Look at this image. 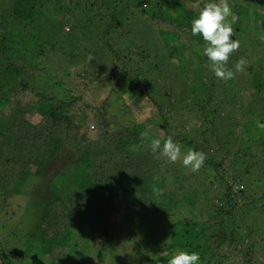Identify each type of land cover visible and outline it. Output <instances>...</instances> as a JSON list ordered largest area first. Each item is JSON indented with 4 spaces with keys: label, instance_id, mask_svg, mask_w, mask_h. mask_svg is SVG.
Segmentation results:
<instances>
[{
    "label": "trees",
    "instance_id": "trees-1",
    "mask_svg": "<svg viewBox=\"0 0 264 264\" xmlns=\"http://www.w3.org/2000/svg\"><path fill=\"white\" fill-rule=\"evenodd\" d=\"M228 2L232 8L228 19L234 21V38L240 46L226 65L235 75L225 81L207 67L206 42L190 32V20L203 1L189 6L182 0H0V207L8 205L12 194L30 196L32 186L62 156L57 174L82 191L93 210L107 207L108 201L133 208L138 202L170 217L167 239L157 245L138 244L128 252L127 264H166L177 250L199 253V264H264V230L255 232L247 222L248 214L257 209L256 198L252 188L237 186L243 176L251 186L261 184L249 159L264 163V0ZM59 10L65 15L55 17ZM40 19L53 22L54 30L59 27L55 22L62 19L73 24L74 30L67 34L74 49L68 54L62 47L58 51L61 56H81L93 69L72 73L64 67L65 76L79 80L81 88L99 90L94 117L99 110L114 108L110 127H97L93 136H85L80 116L84 112L72 110L80 96L47 74L42 63L45 50L53 51L55 45L47 47L27 31ZM139 28L154 35L161 52L147 51L136 37ZM15 39L25 43L16 45ZM165 54L169 59L162 61ZM190 56L196 58L193 64L187 61ZM240 57L247 63L236 72ZM237 78L247 85L242 93L236 90ZM125 98L150 101L156 114L149 121L159 132L146 130ZM234 110L245 117L236 120L238 130L227 121ZM34 112L39 115L36 121L31 117ZM144 132L162 141L172 136L185 152L202 151L203 165L193 172L183 166L182 157L173 163L158 151L153 153L142 138ZM224 167L230 170L228 175L222 173ZM23 186L25 193L20 190ZM40 195L36 193L41 202ZM42 203L24 235L23 253L32 255L35 264H42L45 251L53 258L65 253L68 258V251L78 244L91 247L85 237L70 244L76 216L63 198L51 192ZM29 206L32 202L20 210ZM80 219L86 234L96 231L106 245L114 240L109 228L90 231L83 226L86 220ZM7 236L12 244L0 243V264L21 260L13 239L23 235Z\"/></svg>",
    "mask_w": 264,
    "mask_h": 264
},
{
    "label": "rangeland",
    "instance_id": "rangeland-1",
    "mask_svg": "<svg viewBox=\"0 0 264 264\" xmlns=\"http://www.w3.org/2000/svg\"><path fill=\"white\" fill-rule=\"evenodd\" d=\"M138 1L139 0H132V2L135 3ZM199 1L206 2V0H182V2H184V5L189 6H196ZM64 15L65 13L63 12V10H59L55 13V17H62ZM78 20L79 19H73V23H78ZM127 22L129 23L130 28L135 25L133 20L131 19ZM55 23L59 26L57 30L53 29V22L40 19L36 23L30 25L27 28V31L33 36L38 35L40 37V43L45 44L47 47L55 45V50H45V55L43 56L42 63L48 69L47 74L53 76L55 80L64 81L63 83L65 86L71 87L75 91V93L80 96V98L75 102L72 110L77 114H79L81 110L84 112L83 115H80L84 120L81 129L84 132L85 136L91 137L95 134L97 127H100L101 129L111 126L110 120L115 112V109L109 108L108 111L99 110V113H97V115L94 117V108L97 105V96L99 94V90L97 88L89 87L81 88V83L79 80L74 79L73 76H65L64 67L70 68L68 70L72 73L77 72L78 70L81 72H90L93 67L92 65H90L91 63H87V60H81V56H77L74 58L71 56H65L70 51H72L71 49H74L75 42H73L74 40H71L67 34L69 29L74 30L72 28L73 24L65 19H62L61 22L59 21ZM47 25H50L51 30L44 29V27ZM125 27L123 28L124 32L127 31V28ZM80 28L84 27L81 26ZM46 31H48V33ZM79 35L82 36L81 32H78V37H80ZM136 37L139 42H142L143 46H146L147 51L154 54L159 53V51L161 52L160 46L154 39V35H149V31H141V29L139 28V34ZM14 43H17L16 45L23 46L25 42L15 39ZM58 47H62L60 50L63 51V53L65 52L66 54L61 56V51H58ZM39 58L37 57L35 58V60H39ZM90 59H92L90 61L93 63V65L97 63L93 57H91ZM166 59L167 54L162 57V61H165ZM187 61L193 64V62H196V58H194V56H190ZM66 62H68V64ZM166 68H169L168 64ZM205 70L208 71V68H206ZM235 85L238 93H242L245 86H247L244 82L240 81V78L236 79ZM130 94H133V92ZM133 99L137 100V98L135 97ZM125 101L129 104L130 111L135 119L144 122L146 130L149 131L154 127L149 119L154 117L156 111L150 101H146L145 98H142L139 101L125 98ZM178 109L179 111L185 110L180 109V107H178ZM31 117L32 121H36L39 118V115L38 113L34 112ZM75 118L77 119L76 114ZM239 119L245 120V117L243 119L242 117L238 116L237 110H234L231 113V116H227V121L237 130L239 129ZM175 121L177 124L180 122L177 119H175ZM106 122L107 124L105 125ZM185 125H191V123L185 122ZM152 130H157V132H159L158 129ZM182 150L183 149H181V153L183 154L180 157H183V155L186 153ZM247 156L249 157L250 153H248ZM61 158L62 156H58L55 160H53V163L50 164L51 167L47 170V174H45L44 178L40 179L32 186L30 196H15L14 194H12L8 198V205H3L2 207H0V243L4 242V246H11L10 244H12V242L10 239H7V233L11 235L12 232H15L23 235L21 237L13 239V246L15 249L14 251L20 253L21 259L19 261H14V264H35L33 262L35 260L33 259L32 255L30 256L29 254L23 253L25 243L24 235L29 232L34 222V217H37L38 213L44 207V204L42 202L46 200V197L49 196L51 192H54L61 198H63L75 212L76 217L73 221V227L74 223L77 226H75L76 230H74V232H72L70 236V244H72L74 241L82 242V240L84 241L85 237L86 239H89L88 246L91 245V247H86L78 244L77 246L72 248L71 251H68V253H71L68 258L66 253H60L61 255L58 258H53V255L51 256L49 252L45 251L46 253H42V259H44L42 264H46L47 261L50 264L52 262H54L55 264H127L129 256L128 252H133V250L131 249L135 250L138 244L157 245L162 244L167 239L168 232L170 231V227L173 223L171 220H169L170 217H161L151 208H142V206H140L138 202L134 203L133 208L129 207L127 203L124 204L122 201L116 202V205L114 201H108L107 207L102 205L93 210L92 203L89 200L88 203L86 199L88 197L83 194L82 191H80L75 185H73L72 183L69 184V182L65 178L57 174L59 166L61 165ZM249 162L255 164L254 174L259 176L258 180L261 184L259 187H256V185L253 184L251 186L246 177L243 176L238 180L241 184H237V186L244 185L245 189L252 188L251 192L256 198L255 202L257 204V209L248 214L247 222L252 226L253 230L257 232L264 230V163H259L258 161L255 162L253 157H250ZM229 172L230 170L225 169V167L223 168L222 173L228 175ZM252 172H249V174H253ZM261 173L262 175L260 176ZM237 186L235 185L234 188H236ZM20 190L21 193H25L24 190H26V187L23 186L22 188H20ZM40 192L42 193V195H40L41 199H39L42 200L41 202L37 201L38 197H36V193ZM1 200L2 198L0 195V206L3 204ZM240 200L241 199H239V201ZM28 202H32V206L25 207V210H20V208ZM16 211L19 212L16 214ZM5 212L11 213V216L6 217ZM80 218H84L86 220L87 224H84L83 226L90 231L96 230L100 226L109 228L111 233H114L112 234L114 240H111L110 245H106L105 243H103V237H98L96 231H94L93 234H86L83 231L84 229H82L81 227L82 219ZM78 228L81 233L78 231ZM71 241L73 242L71 243ZM263 247L264 244L262 248ZM4 250L12 251L11 249L7 248H4ZM57 251L60 250L57 249ZM79 252L80 255L77 256ZM71 255L72 257H74L72 261L70 260ZM37 264H39V262Z\"/></svg>",
    "mask_w": 264,
    "mask_h": 264
},
{
    "label": "clouds",
    "instance_id": "clouds-1",
    "mask_svg": "<svg viewBox=\"0 0 264 264\" xmlns=\"http://www.w3.org/2000/svg\"><path fill=\"white\" fill-rule=\"evenodd\" d=\"M230 16H232V8L228 0H206L190 20L191 34L193 36L199 34L206 42L203 53L209 61L207 67L215 77L225 81L232 79L235 75L232 68L226 65L230 54L240 46L239 40L234 38V21H229ZM246 63L245 58L240 57L234 65L235 71H242ZM142 138L147 139L153 153L158 151L170 162H176L181 156L180 144L175 142L172 136L162 141L159 136H149L147 132H144ZM205 158L202 151L189 149L183 155L181 163L196 172L203 165ZM239 187L241 188L242 185ZM199 261V253L177 250L167 259L166 264H199Z\"/></svg>",
    "mask_w": 264,
    "mask_h": 264
}]
</instances>
